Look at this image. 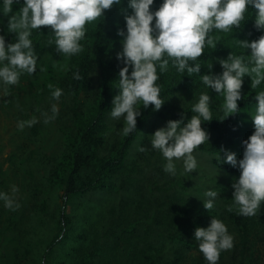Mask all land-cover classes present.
<instances>
[{"label": "trees", "instance_id": "obj_1", "mask_svg": "<svg viewBox=\"0 0 264 264\" xmlns=\"http://www.w3.org/2000/svg\"><path fill=\"white\" fill-rule=\"evenodd\" d=\"M161 2L155 0L153 10ZM20 6L13 5L14 11ZM125 10L132 11L127 0L106 9L104 19L86 24L85 38L81 41L83 50L71 57L58 53L56 45L48 43L52 39L51 26L42 25L41 31L33 30L38 61L44 62L47 57L66 58L59 76L46 64V77L54 85H61L72 97L71 126L64 131V149L59 156L50 158L49 169L43 175L46 197L37 206L38 212L50 215L53 222L42 264H54L49 257L69 241L74 243L67 253L72 264H186L189 252L199 255L191 264H207L194 232L197 226L206 227L211 215L222 219L234 236V260H226L228 250H225L217 264H264V204L253 216L239 215L235 209L228 211L226 206L232 203L234 191L231 187L224 195L223 204L215 205L209 212L192 200L183 177L165 172L163 164L152 160L150 149L138 150L136 157L132 154L133 148L145 146L146 129L166 125L169 119L190 118L195 114L191 105L201 91L207 90L212 96L214 118L202 122L209 139L195 150L210 154L212 163L227 172L232 181L240 172L223 162V149L235 151L238 158L243 156V141L255 130L249 111L256 103L255 92L264 89V83L252 89L251 77L246 75L242 85L245 98L239 101L240 111L220 119L224 117L223 97L206 89L200 74L179 73L171 64L166 72H159L158 67L157 83L165 99L162 107L154 110L152 106L146 109L141 106L137 129L128 135L121 134L123 118L114 119L109 113L112 99L119 91L115 85L123 67L116 53L122 49L118 29H126ZM249 11L252 15L238 29L210 33L219 39L216 49L206 45L205 52L198 58L202 63L201 74L221 72L217 57L226 58L231 51H244L236 45L237 38L252 40L264 34V30L255 27L256 10ZM8 19V15L0 12V34H6V39L11 40L15 34L7 32ZM208 63H213L211 70ZM76 71L80 79L74 78ZM100 194H107L110 199L100 214L99 223L78 230L72 206ZM50 200L57 205L54 211L50 210ZM18 220L16 215L11 217L4 234L14 231ZM19 243L13 249V264H27L33 259V247L23 240ZM167 246L175 250L168 251Z\"/></svg>", "mask_w": 264, "mask_h": 264}, {"label": "clouds", "instance_id": "obj_2", "mask_svg": "<svg viewBox=\"0 0 264 264\" xmlns=\"http://www.w3.org/2000/svg\"><path fill=\"white\" fill-rule=\"evenodd\" d=\"M123 0H0V12L8 15L7 32L15 35L11 40L0 34V96L8 95V86L19 82L22 74L33 75L44 71L38 66L39 56L34 45L33 30L40 26H51L52 39L48 43L56 45V51L71 57L83 50L81 41L85 38L86 24L104 19L105 10ZM155 0H127L131 12L125 10L126 29H118L122 37V49L116 53L117 60L123 64L115 85L119 91L112 99L110 116L123 118L121 134L128 135L137 129V118L142 115L141 106L159 110L164 100L157 83L159 72L168 71L169 65L179 73L200 74L206 89L214 90L223 97L221 110L224 119L240 111L239 101L244 99L242 85L244 77H251V88L258 89L264 83V34L258 39H239L235 43L244 49L240 53L229 52L226 58L217 57L222 66L221 72L209 71L201 74L202 63L199 57L205 46L216 49L218 37L210 35L213 30L224 33L241 24L252 15L255 9V27L264 30V0H162L153 10ZM20 4L18 10L13 5ZM247 14V15H246ZM155 18V19H154ZM154 21V23H153ZM41 31V30H40ZM250 49L249 51H246ZM194 62V63H193ZM208 69L213 63L207 64ZM131 69V71H129ZM80 79L78 71L73 73ZM50 98L60 99L63 89L48 83ZM251 119L254 132L243 141V156L230 149H223V162L239 169V176L233 177L231 187L232 203L226 207L239 215L253 216L264 204V89L255 92ZM212 96L209 91H201L198 99L191 105L190 118L169 119L165 126L150 134L151 148L158 150L165 158L164 171L175 176L177 162H182L185 173L198 169L194 150L209 139L203 121H211L213 111ZM59 108L51 104L50 112L43 113L45 123L54 120ZM186 116V114H185ZM37 122L33 117L20 120L18 127L23 129ZM145 151V146L139 147ZM221 159V158H220ZM15 184L10 189L0 190V202L5 208L15 210L19 207ZM219 191L209 187L202 199L204 207L210 212L214 208ZM194 239L207 264H217L222 251L234 247V236L218 216L211 215L210 223L197 226Z\"/></svg>", "mask_w": 264, "mask_h": 264}, {"label": "rangeland", "instance_id": "obj_3", "mask_svg": "<svg viewBox=\"0 0 264 264\" xmlns=\"http://www.w3.org/2000/svg\"><path fill=\"white\" fill-rule=\"evenodd\" d=\"M66 58L53 60L49 57L44 62L38 61V66H43L44 71H37L33 75L24 73L15 85L8 86V95L0 96V190H9L11 185L19 187L17 198L19 207L10 210L0 202V262L13 264V249L18 246L20 240L29 243L33 247V259L27 264H42V256L46 248V241L51 236L53 222L50 215L40 214L37 206L45 198L43 191V175L49 169L52 156H59L64 149V131L71 126L72 97L63 89L59 100L50 98V89L46 75V64L56 70L58 76L61 64ZM56 103L59 112L54 120L45 123L43 113L50 112L51 104ZM37 118V122L23 129L18 127L20 120ZM165 126L157 124L153 129H146L145 147L152 151V160L164 164L165 158L155 149L151 148L149 136L157 128ZM139 148L135 147L132 154L136 157ZM197 156L198 169L193 173L183 171L182 162H177L175 176L183 177L190 192L191 198L197 204L204 206L202 199L204 191L209 187L216 188L220 196L215 205L223 204L224 195L231 189L230 175L220 170L211 161V155L206 152L194 150ZM56 197V196H55ZM107 194H100L97 198H85L75 203L71 212L75 214L78 230L89 224H98L100 214L109 202ZM50 210L54 211L57 205L51 200ZM18 217V223L7 234V226L10 218ZM74 243L69 241L59 246L49 260L54 264H72L67 255L70 246ZM235 247V245H234ZM234 247L228 250L226 260L232 262L235 258ZM168 251H173V246H167ZM189 262L197 260L199 255L189 252Z\"/></svg>", "mask_w": 264, "mask_h": 264}]
</instances>
